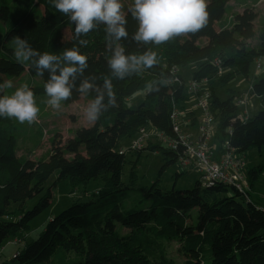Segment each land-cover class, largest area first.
Instances as JSON below:
<instances>
[{"label":"trees","instance_id":"1","mask_svg":"<svg viewBox=\"0 0 264 264\" xmlns=\"http://www.w3.org/2000/svg\"><path fill=\"white\" fill-rule=\"evenodd\" d=\"M228 2L207 0L208 17L203 27L159 45L133 39L138 22L128 11V36L117 43L125 54L154 51L158 63L118 79L112 77L109 67L116 43L104 24L77 36L74 22L57 11L50 0H0V20L6 25L0 34V83L5 81L4 74L20 76L27 72L34 98L47 95L49 72L39 74L31 62L20 63L15 58L12 40L19 35L40 53L62 55L76 47L87 57V67L62 104L73 103L81 96L95 98V89L88 95L78 91L84 79L103 90L104 79L111 78L116 96V105L102 110L92 126L79 128L73 138L37 160L17 154V130L26 121L0 117V257L8 244L18 246L12 258H5L2 264H49L61 248L75 252L73 264H178L168 254L167 243L172 241L180 245L185 258L182 264H264V206L251 198V188L263 175L264 163L251 166L245 158L252 148L264 146V23L258 43L251 45L257 14L246 8L236 13L228 26L224 22L230 10ZM65 27L71 30L69 40L63 36ZM204 38L207 41L203 42ZM81 40L86 43L81 44ZM254 62H258L259 74L255 73L247 95H257L263 107L244 117L238 104L244 92L230 83L238 76L250 79ZM193 65L191 74L186 75L183 71ZM220 68L228 69L221 77L227 97L213 81ZM190 79L208 81L209 108L214 116L209 141L220 142L222 153L231 150L246 162L241 170L249 181L245 189L219 180L203 185L200 177L191 189L164 188L160 178L144 183L145 176L139 171L144 150L163 152L161 173L169 164H180L185 145L178 142L173 148L159 136L148 138L141 148L122 145L142 128L178 140L172 112L185 101ZM4 94H9L7 89L0 92ZM107 100L105 94V104ZM36 104L40 116L44 104ZM201 124L200 116L186 128L197 127L199 131ZM134 152L137 158L128 159V153ZM55 172L58 177L53 185L62 180L73 188L92 180L102 182L91 194L85 190L52 216L37 237L19 247L24 239L21 233L28 232L34 219L52 202V185L47 191L45 188ZM86 195L88 198L83 199ZM34 198V205L27 208L26 202Z\"/></svg>","mask_w":264,"mask_h":264},{"label":"clouds","instance_id":"2","mask_svg":"<svg viewBox=\"0 0 264 264\" xmlns=\"http://www.w3.org/2000/svg\"><path fill=\"white\" fill-rule=\"evenodd\" d=\"M61 14L67 15L75 24L77 36L86 35L104 24L106 32L116 46L109 60L112 77L124 79L142 69L151 68L158 63L154 51H145L141 55L125 54V49L117 42L127 38L126 16L121 0H50ZM207 0H132L129 7L138 29L133 39L137 42L156 45L162 44L175 36L196 32L207 22ZM81 44L86 41L81 40ZM15 58L18 62H31L39 74L49 72L45 91L51 107L59 109L61 103L72 95L77 76L82 75L87 67V57L76 47L66 49L62 55L34 50L26 39L19 35L12 40ZM13 87L11 80L0 83V92ZM96 90V96L85 107V116L95 122L102 110L116 105V96L112 89L111 78H105L103 90L93 81L84 79L78 88L82 95ZM105 94L108 97L105 104ZM39 108L33 91L27 84L16 88L14 92L0 95V117L15 118L19 122L31 123L37 118Z\"/></svg>","mask_w":264,"mask_h":264},{"label":"rangeland","instance_id":"3","mask_svg":"<svg viewBox=\"0 0 264 264\" xmlns=\"http://www.w3.org/2000/svg\"><path fill=\"white\" fill-rule=\"evenodd\" d=\"M123 4V11L126 14L129 11V7L132 4V0H121ZM230 10L228 14L225 16L224 22L228 26L232 24L235 19V14L244 11L246 8L253 9L257 14V18L255 20V36L254 38L249 40L251 45H256L258 43V38L260 35L261 28L264 23V0H229L228 2ZM6 25L3 21L0 20V34L3 33L2 28H5ZM218 28V25H216ZM63 36L65 39L69 40L71 37V30L68 27L63 29ZM206 41L204 38L202 41ZM258 65V62H254L251 71L250 79L245 78L244 76H238L235 80L230 83V86L242 91L244 93H249V86L251 81L255 78V69ZM1 68V67H0ZM195 66H191L186 68L183 72L186 75L191 74V69H194ZM228 69H221L216 76L213 78L214 84H216L217 89L222 92L224 97H227L225 93V84L221 80L227 72ZM5 81L11 80L13 82V87L7 89L9 95L15 91L16 88L21 85L27 84L31 89V77L25 72L20 76L12 75L7 76L4 74ZM36 80L41 81L40 78H36ZM202 88L210 89L208 81L202 82ZM6 90V89H5ZM141 95L138 93L137 96ZM139 98V97H138ZM135 98L136 100H139ZM49 97L47 95H42L41 97H35V100L44 104L43 111L40 116H37L36 120L29 123L26 121V124H23V128L17 130L18 137V147L17 154L24 155L29 157L31 160H37L42 157H47L51 154L54 147L59 144H64L70 138H73L78 129L83 126H92L94 122H90L85 116V107L90 102L84 96L73 103L68 105H64L61 103V107L59 109L53 108L48 103ZM243 109L249 116H252L259 112L262 109L263 105L260 101V98L257 95L250 94L249 97H246L245 105ZM241 110V109H240ZM182 122V117H181ZM150 135L148 138L154 139L157 138V134L154 133V130H148ZM140 133L135 135L132 138H128L123 141V146L127 147L133 143V141L140 137ZM214 143L209 141V145L212 146ZM213 147V155L212 161L220 164L224 155L219 148H221V143L216 142ZM215 147V148H214ZM137 152L128 153V159H136ZM164 154L162 151L152 152L149 150H144L142 156L139 160V171L140 174L144 175V183L150 184L155 181L157 178L161 179V185L164 188H177V189H191L196 185V181L199 180L200 171L193 167H183L179 163L169 164L165 166V169L160 173L162 166L165 164L163 160ZM246 160L251 166H257L258 163H264V146L259 148H252L245 155ZM129 169V165L126 166L125 171L127 172ZM177 173H181L177 175ZM58 177V172H55L46 184L45 191L52 185V202L51 204L44 209V211L37 216L32 222L31 229L28 232L21 233L20 236H24V239L18 243L19 247L25 244L27 241L37 237L46 227L49 219L66 209L75 199L79 196L83 195L85 190H87L90 194L95 191V189L102 182L101 180H92L87 185L80 184L76 188H73L71 184L67 180L59 181L56 185H53L55 180ZM247 186H249L248 179H245ZM251 198L256 201L258 204L264 206V173L261 176L260 180L255 183V186L251 188ZM89 195L83 197V199H87ZM38 200V197H36ZM36 199H30L26 202L27 208H30L34 205ZM17 246V245H16ZM179 243L176 241H172L167 243V249L169 257L176 261L178 264H182L185 260L184 256L181 254L179 250ZM18 247L14 246V249ZM15 252H10L9 254H3L0 257V264L5 261V258L12 256ZM77 256L75 252L65 251L61 248V250L57 253V256L52 259L49 264H73Z\"/></svg>","mask_w":264,"mask_h":264},{"label":"built area","instance_id":"4","mask_svg":"<svg viewBox=\"0 0 264 264\" xmlns=\"http://www.w3.org/2000/svg\"><path fill=\"white\" fill-rule=\"evenodd\" d=\"M215 63L220 65V60L216 59ZM223 68H220V70ZM187 93L195 100L196 107L200 110L202 124L195 138L190 134L185 133L181 129V111L178 107H174L172 112V120L175 130L179 134V139L175 140L162 134L156 133L162 140L166 141L169 146L175 148L178 142L185 145V155L180 159V165L183 167H193L200 171V180L203 185H209L215 181H225L236 184L239 188L245 189L247 186L242 169L246 162L235 152L227 150L223 152L224 159L220 164L212 161L213 147L209 145V139L213 134L212 125L214 124V116L210 111L208 98L210 90L202 88V82L191 79L187 82ZM246 97L240 98L238 104L240 111L244 117L247 113L243 109L246 106L242 105L246 101ZM140 137L135 139L132 143L134 148H141L143 142L145 143L150 133L148 129L142 128L140 130Z\"/></svg>","mask_w":264,"mask_h":264},{"label":"crops","instance_id":"5","mask_svg":"<svg viewBox=\"0 0 264 264\" xmlns=\"http://www.w3.org/2000/svg\"><path fill=\"white\" fill-rule=\"evenodd\" d=\"M203 42H205V40ZM256 71H255V73L258 75L259 73L256 72ZM250 87H251V84L249 86V90H250ZM244 96H248L247 93H244ZM178 108H179V110L181 111V114H182L181 115V117H182V122H181L182 131L185 132V133L190 134L192 138H195L197 136V133H198L197 127L196 128H190V127L186 128V125L188 123H191L193 118H196L197 121L200 120L201 114L198 112L199 109L196 107L195 100H193L189 95H187L185 101L182 102L181 105ZM211 142H213L214 143L213 145H215L217 141L212 140ZM14 246L18 247V246H16V244L14 245V243L13 244L10 243L7 246H5L4 251H3L4 254H9L10 252H13V251L15 252L17 250V248L14 249Z\"/></svg>","mask_w":264,"mask_h":264}]
</instances>
